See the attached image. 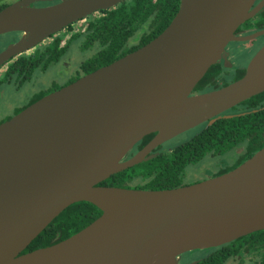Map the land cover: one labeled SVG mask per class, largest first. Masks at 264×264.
<instances>
[{
    "label": "water",
    "instance_id": "water-1",
    "mask_svg": "<svg viewBox=\"0 0 264 264\" xmlns=\"http://www.w3.org/2000/svg\"><path fill=\"white\" fill-rule=\"evenodd\" d=\"M0 9L8 55L123 0H61ZM179 0L167 26L138 49L55 90L0 124V264H194L180 255L264 229V146L207 180L164 189L99 183L151 158L155 146L264 91V45L239 79L190 92L236 27L264 0ZM144 148L125 158L143 136ZM101 214L72 235L22 252L67 206ZM264 264V263H263Z\"/></svg>",
    "mask_w": 264,
    "mask_h": 264
},
{
    "label": "flooded vegetation",
    "instance_id": "flooded-vegetation-1",
    "mask_svg": "<svg viewBox=\"0 0 264 264\" xmlns=\"http://www.w3.org/2000/svg\"><path fill=\"white\" fill-rule=\"evenodd\" d=\"M60 1L37 0L31 2L30 6L41 8ZM262 1L254 0L252 7ZM123 2L126 0L111 7L113 13ZM11 3L4 2L5 6ZM125 4L127 3L123 5ZM111 9L92 12L48 35L42 41L5 57L0 63V124L43 96L112 63L156 36L155 34L151 37L154 31L153 14L134 21L128 18L120 20L108 15ZM262 30H264V3L254 15L236 27L233 35L235 37L248 36ZM22 36L23 32L19 30L0 33V53L17 43ZM263 45L264 33L245 40H230L220 57L212 64L215 69L208 72V68L201 78H204L202 83L198 85L200 79L190 94L209 92L242 77L250 59ZM238 54H241V59ZM207 72L208 75L205 77ZM239 73H241L240 76H238ZM253 96L163 141L147 155L156 156L159 153H169L175 146H180V149L186 152V161L180 170L181 181L178 186L197 183L232 170L264 146V95L255 98ZM259 111L261 116L253 119L254 123L248 126L242 138L231 147H226V130H223L225 134H218L215 129L207 128L223 118ZM222 122L226 124V121H220ZM243 123L247 122L243 121ZM203 133H208V135L205 136ZM154 135L155 133H150L143 136L132 146L124 159L144 148ZM146 136H149L148 139H145ZM188 142L190 144L186 145ZM259 145L262 146L250 156L243 158L247 147L253 148ZM219 247H223V244L185 252L180 255L179 262L195 261L194 264H196L207 258L208 264L264 263L258 250H244L239 254H229L230 249L226 247L225 258L209 257L211 253H217Z\"/></svg>",
    "mask_w": 264,
    "mask_h": 264
},
{
    "label": "trees",
    "instance_id": "trees-1",
    "mask_svg": "<svg viewBox=\"0 0 264 264\" xmlns=\"http://www.w3.org/2000/svg\"><path fill=\"white\" fill-rule=\"evenodd\" d=\"M124 3L127 4L123 5ZM5 5L4 3L0 4V9ZM178 5L179 0H126V2L119 4L120 7L114 13L110 7L111 10L108 15L120 20L128 18L130 21H134L135 19H143L149 14H153L154 31L151 34L152 37L160 33L167 26L176 13ZM214 69V65H212L209 67L208 72ZM208 72L205 77L208 75ZM240 75L241 73L238 74V76ZM203 79L199 81L198 85L202 83ZM262 95H264V92L256 94L253 97H260ZM259 116H261L260 111L245 115H234L216 121L212 125L207 126V128L215 129L218 134H225L223 130H226V147H231L242 138L248 126L254 123L253 119ZM249 120L250 122H248ZM220 121H226V124L220 123ZM243 121L247 123L244 124ZM203 135L207 136L208 133H203ZM148 137L146 136L145 139H148ZM188 144L190 142L186 143V145ZM260 146L262 145L254 146L253 148L247 147L243 158L250 156ZM185 156L186 152L181 150L180 146H175L172 152L159 153L151 159L143 160L132 167L112 174L99 184L138 189L175 187L180 185V170L184 166V161H186ZM100 214L101 210L90 202L78 201L72 203L61 211L22 252H28L60 241L89 224ZM226 247L230 249L229 254H239L244 250H258L261 254V260L264 261V229L241 236L231 241L229 245L223 244V247H219L217 253H211L209 257L225 258L227 255ZM208 262L207 258H204L196 264H208Z\"/></svg>",
    "mask_w": 264,
    "mask_h": 264
},
{
    "label": "rangeland",
    "instance_id": "rangeland-1",
    "mask_svg": "<svg viewBox=\"0 0 264 264\" xmlns=\"http://www.w3.org/2000/svg\"><path fill=\"white\" fill-rule=\"evenodd\" d=\"M16 0H0V4L4 3V2H8V3H11V2H14ZM238 57L241 59V54H238ZM196 253V252H194ZM199 254V253H198ZM194 255V254H193ZM193 257V256H192Z\"/></svg>",
    "mask_w": 264,
    "mask_h": 264
}]
</instances>
